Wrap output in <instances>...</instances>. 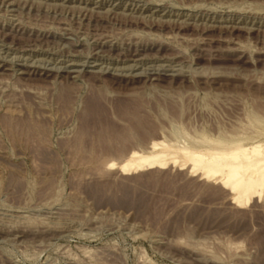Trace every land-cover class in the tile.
<instances>
[{
  "label": "rangeland",
  "instance_id": "rangeland-1",
  "mask_svg": "<svg viewBox=\"0 0 264 264\" xmlns=\"http://www.w3.org/2000/svg\"><path fill=\"white\" fill-rule=\"evenodd\" d=\"M255 147L264 0H0V264H264V188L184 160Z\"/></svg>",
  "mask_w": 264,
  "mask_h": 264
},
{
  "label": "bare ground",
  "instance_id": "bare-ground-1",
  "mask_svg": "<svg viewBox=\"0 0 264 264\" xmlns=\"http://www.w3.org/2000/svg\"><path fill=\"white\" fill-rule=\"evenodd\" d=\"M92 96H89V98L92 97ZM100 96H102V95H100ZM105 96H106V94H105ZM97 99H100L99 96H97ZM93 100H94V98H93ZM104 100H106V99H104ZM104 100H102L101 102L103 103ZM90 101H92L91 98H90ZM90 101L87 100V102H90ZM96 103H93V104H95V107L98 106V105H96ZM111 103L113 104V102H111ZM121 103L122 102H120V104ZM93 104L91 103V104L88 105L86 103L87 106L85 107L86 108L85 111H86L87 115H88V113L91 112L92 109L95 108L93 106ZM98 104H100V103H98ZM117 104H118V102L116 103V105ZM125 104H126V102H125ZM103 105H104V103H103ZM126 106H128V103H127ZM118 107H120V106H118ZM106 109L103 110V111H106ZM114 109H116V107ZM122 109H124V108H122ZM125 109L128 110V108H125ZM119 110H121V109H119ZM119 110H118V112H120ZM131 110H130V112H131ZM97 111H99V109H97ZM92 112H94V111H92ZM123 112L124 111L122 110V113ZM103 113H105V112H103ZM96 114H98V112ZM100 114H102V113H100ZM87 115L83 114V117H81V118H84V116H86V118H84V119H87ZM93 115H94V113H93ZM95 115L93 117H95ZM88 116H91V114L88 115ZM102 116H103V114H102ZM136 116H137V114H136ZM93 117H92V119H93ZM96 117H98V116H96ZM92 119H90V120H92ZM98 119H100V118H98ZM101 119H102V117H101ZM106 119H107V117H106ZM107 121L108 120L104 121V123L107 122ZM83 122H84V120H83ZM94 122H96V121L94 120ZM97 122H98V120H97ZM102 122H103V120H102ZM91 123H92V121H91ZM96 123H93V125L96 124ZM130 123H132V122H130ZM85 124H86V122H85ZM88 124L89 123H87V127L90 128L91 125L88 126ZM20 125H21V122H20ZM82 125H84V124L82 123ZM102 125H103V123H102ZM25 126L27 127L26 124H25ZM28 126H29V124H28ZM106 126H108V125H106ZM22 127H23V125H22ZM87 127H86V129H87ZM25 128L23 129V128L20 127L19 129H21L22 133L30 132L27 129L29 127L26 128L27 130ZM103 128H105L104 125H103ZM96 129H95V131H98ZM110 130H112V129H110ZM89 131H91V130L89 129ZM103 131H101V132H103ZM112 133H113V130H112ZM87 134H89V133H87ZM102 135H104V134H102ZM94 136H97V135H94ZM101 138L105 139L106 137L103 136ZM158 145H159V143L157 141L151 142L150 145L148 146L150 151L148 153H147V151L145 152L147 154L138 153L136 151L130 152V154H129V156L127 158H125L122 162H119L118 170L120 172L124 173V175H125V173H129L130 171H132V172L134 171L135 172L137 170H144L145 168H150V167H158V168L161 169V168H164L168 162H175V159L173 157H167V155L165 153H163V152L156 153L155 149L158 147ZM261 149L259 147H255L251 151L240 150V151H237V152L226 153V154L213 153V154L210 155L208 162H204V158L202 156H196V155L189 156V155L185 154V159L184 160L185 161H190L192 169H194V170L201 169L203 171V176L202 177L204 179H211L213 176L218 175V177L216 178V183H219L222 187H224V188H226L228 190V192L230 193V196H231L230 197L231 202L234 205L239 207V206L245 205V203L250 201L253 197L260 196V194H261V192H262V190L264 188V164L263 163H259L258 161L257 162H253L252 161V160L258 159L261 155H263L264 151L261 150ZM170 158H171V161H170ZM225 166H227L226 170H224Z\"/></svg>",
  "mask_w": 264,
  "mask_h": 264
}]
</instances>
